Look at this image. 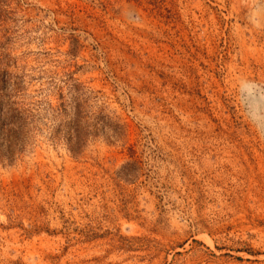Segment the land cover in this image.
Here are the masks:
<instances>
[{"label":"rangeland","instance_id":"1","mask_svg":"<svg viewBox=\"0 0 264 264\" xmlns=\"http://www.w3.org/2000/svg\"><path fill=\"white\" fill-rule=\"evenodd\" d=\"M254 13L0 0V264H264Z\"/></svg>","mask_w":264,"mask_h":264},{"label":"clouds","instance_id":"2","mask_svg":"<svg viewBox=\"0 0 264 264\" xmlns=\"http://www.w3.org/2000/svg\"><path fill=\"white\" fill-rule=\"evenodd\" d=\"M257 2V0H253V3L255 4ZM259 3L264 5V0H259ZM254 27L257 28H261L264 27V23H262L261 21H259L258 19L255 18V13L253 15V19L250 21Z\"/></svg>","mask_w":264,"mask_h":264},{"label":"trees","instance_id":"3","mask_svg":"<svg viewBox=\"0 0 264 264\" xmlns=\"http://www.w3.org/2000/svg\"><path fill=\"white\" fill-rule=\"evenodd\" d=\"M3 114H4V112H3ZM6 129V128H5ZM11 131V130H10ZM9 131V132H10ZM8 132V133H9ZM7 133V134H8ZM10 137L11 138H9L10 140H8V138H7V143L9 144V145H16V142H18V140H19V138H18V136H17V133L15 132V133H13V134H10ZM0 157H1V154H0Z\"/></svg>","mask_w":264,"mask_h":264}]
</instances>
